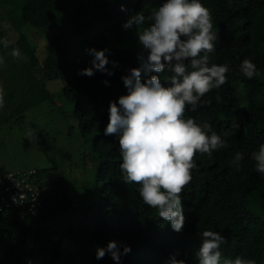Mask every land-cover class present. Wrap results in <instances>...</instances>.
I'll return each mask as SVG.
<instances>
[{
  "label": "trees",
  "instance_id": "16d2710c",
  "mask_svg": "<svg viewBox=\"0 0 264 264\" xmlns=\"http://www.w3.org/2000/svg\"><path fill=\"white\" fill-rule=\"evenodd\" d=\"M164 2L0 0V20L8 19L18 33L12 42L0 29V40L9 41L8 48L0 44L5 100L0 126L12 120L26 123L30 109L54 100L46 82L37 76L26 78L22 68L35 70L42 65L47 80L66 82L61 95L71 107L70 118L92 144L98 162L91 188L95 192L78 198L80 203L87 200L80 209V229L71 236L78 247V264H171L173 256L185 264H198L196 252L205 230L225 238L220 248L222 264L223 259L234 261L237 257L264 264V175L256 171L252 159V153L264 144V0H201L211 12L212 30L217 35L209 66L227 65L229 72L227 82L202 97L195 111L186 112V118L200 125L207 123L208 134L215 132L227 147L215 150L211 157L197 154L192 180L183 190L185 224L181 232L143 203L139 185L124 182L119 136L104 134L111 103L118 104L119 97L127 94L122 77L132 68H142L149 54L142 43L138 45V31L152 21L146 19L144 25L129 30L123 24L137 12L150 17ZM6 3L11 7L8 11ZM25 26L53 32L42 64L23 31ZM14 48L25 59H14L10 55ZM92 49L107 50L106 67L112 75L99 70L90 77L81 75L82 70L93 67ZM244 59L257 67L258 75L252 79L240 72ZM152 75L160 76L167 86L171 73L142 71L141 79L146 81ZM236 153L243 156L239 170L232 163ZM36 171L42 176L43 170ZM71 187L64 176L53 182L44 207L31 221L0 211V264L68 263L65 239L53 225L78 208ZM95 236L97 246L84 245ZM111 241L118 243L120 260L107 253L97 259L98 249L107 248ZM124 246H130L131 251L124 254Z\"/></svg>",
  "mask_w": 264,
  "mask_h": 264
},
{
  "label": "clouds",
  "instance_id": "9594fccd",
  "mask_svg": "<svg viewBox=\"0 0 264 264\" xmlns=\"http://www.w3.org/2000/svg\"><path fill=\"white\" fill-rule=\"evenodd\" d=\"M146 19L152 23L138 31L139 41L149 53L146 63L122 77L127 94L119 97L118 104L111 103L104 134L119 136L122 158L119 167L124 182L139 185L143 203L157 210L158 216L169 221L174 231L181 232L185 224L183 190L192 180L197 154L211 157L215 150L227 147L215 132L208 134L207 123L200 125L195 119L186 118V112L195 111L202 97L227 82L229 67L209 66V54L215 51L217 35L212 30L211 12L201 0H165L150 17L137 12L129 16L123 27L139 28ZM0 44L9 47L7 39L0 40ZM90 51L95 57L93 67L82 70L81 75L93 76L94 70L112 75L106 67L107 50ZM10 55L16 60L25 59L18 48L12 49ZM142 71L171 73L167 77L168 85L158 75L142 81ZM240 72L248 79L258 75L250 59L242 61ZM2 103L0 97V106ZM242 159V154L236 153L232 163L237 170ZM252 159L256 171L264 175V144L252 153ZM201 238L202 244L196 252L198 264H222L220 248L225 238L211 230L203 231ZM130 251V246H124V254ZM106 253L120 260L116 241L98 249L97 259ZM171 264H185V261L173 256ZM223 264H255V261L237 257L234 261L223 259Z\"/></svg>",
  "mask_w": 264,
  "mask_h": 264
},
{
  "label": "rangeland",
  "instance_id": "374dc122",
  "mask_svg": "<svg viewBox=\"0 0 264 264\" xmlns=\"http://www.w3.org/2000/svg\"><path fill=\"white\" fill-rule=\"evenodd\" d=\"M4 6L6 11L11 8L8 3ZM0 29L6 31L10 41L18 39V33L13 30L8 19L0 20ZM23 31L36 47L42 64L48 54L53 32L37 30L30 26H25ZM138 45L141 43L138 42ZM21 71L28 79L34 76L43 79L54 95V100L43 102L30 109L27 112L29 119L26 123H16L12 120L0 126V173L43 170L40 174L45 178L48 188L61 176L66 177L72 186V194L78 208L76 211L64 214L53 226L61 231L65 239L64 247L69 259L67 264H78L80 262L77 255L78 247L71 236L80 229L82 219L80 209L87 203V200L80 203L78 198L93 193L94 189L91 191V188L95 182L98 162L92 144L82 136L77 121L70 118L71 107L61 95L66 82L47 80L42 65L35 70L22 68ZM3 85V81H0V97L3 101L0 114L5 108ZM241 97L244 106L246 99L243 92ZM98 244L96 236L84 241L87 247Z\"/></svg>",
  "mask_w": 264,
  "mask_h": 264
},
{
  "label": "built area",
  "instance_id": "2783aa9c",
  "mask_svg": "<svg viewBox=\"0 0 264 264\" xmlns=\"http://www.w3.org/2000/svg\"><path fill=\"white\" fill-rule=\"evenodd\" d=\"M45 178L36 170L0 175V211L9 217L29 218L39 214L48 198Z\"/></svg>",
  "mask_w": 264,
  "mask_h": 264
}]
</instances>
